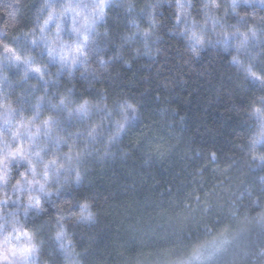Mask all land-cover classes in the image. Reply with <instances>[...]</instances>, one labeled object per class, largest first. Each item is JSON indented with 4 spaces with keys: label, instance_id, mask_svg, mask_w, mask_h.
<instances>
[{
    "label": "clouds",
    "instance_id": "1",
    "mask_svg": "<svg viewBox=\"0 0 264 264\" xmlns=\"http://www.w3.org/2000/svg\"><path fill=\"white\" fill-rule=\"evenodd\" d=\"M189 79L223 151L178 130ZM0 264H264V0H0Z\"/></svg>",
    "mask_w": 264,
    "mask_h": 264
},
{
    "label": "trees",
    "instance_id": "2",
    "mask_svg": "<svg viewBox=\"0 0 264 264\" xmlns=\"http://www.w3.org/2000/svg\"><path fill=\"white\" fill-rule=\"evenodd\" d=\"M172 67L175 66L173 65ZM171 70L172 68H169V71ZM127 71L125 70V72ZM143 71L144 69H137L138 73H142ZM143 83V81H138L134 87L139 88ZM152 83L154 84L155 82L152 81ZM211 86V82L208 81H193L189 79L187 84L177 85L175 89L169 92L168 103L175 104L179 111L185 114L184 124L178 126V130L185 136H189L192 143L201 146L212 144L218 150L223 151L228 147L227 137L230 134L233 122L228 119L229 114L223 111V108L226 106L223 97L218 98L212 104L207 102L206 96ZM159 91L163 92L164 90L161 88ZM145 102L149 107L159 104L152 91H149L145 96ZM182 165L183 161L178 157L169 156L163 161L151 164V175L158 178L162 183L171 182L174 185H179L180 176L183 174ZM128 166L135 170L136 162H130ZM113 170L115 173L113 187L118 198H123L130 193L134 194L137 198H142L145 195L147 191L145 185H138L134 189V192L132 190L122 191V188L127 189L128 185L132 183L133 176L118 166H114ZM140 171H144V169L141 167ZM160 187L161 185H156L153 190H159ZM110 227L109 225L107 228L102 227L100 229L99 237L101 245L106 243Z\"/></svg>",
    "mask_w": 264,
    "mask_h": 264
}]
</instances>
